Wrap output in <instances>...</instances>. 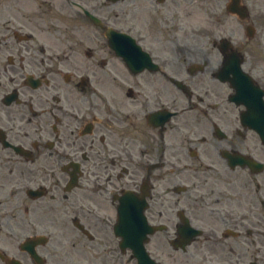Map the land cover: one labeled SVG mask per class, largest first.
Instances as JSON below:
<instances>
[{"label": "flooded vegetation", "instance_id": "af4514ba", "mask_svg": "<svg viewBox=\"0 0 264 264\" xmlns=\"http://www.w3.org/2000/svg\"><path fill=\"white\" fill-rule=\"evenodd\" d=\"M260 90L264 0H0V264H126L143 192L154 260L264 264Z\"/></svg>", "mask_w": 264, "mask_h": 264}, {"label": "water", "instance_id": "95a60500", "mask_svg": "<svg viewBox=\"0 0 264 264\" xmlns=\"http://www.w3.org/2000/svg\"><path fill=\"white\" fill-rule=\"evenodd\" d=\"M140 210V209H139ZM139 216H138V221H137V224H136V230L133 232L134 236L137 235L138 238H142L140 240H138V243H139V252L137 255V258H138V264H154V261L151 260L147 254L144 252V248H143V240L145 239V234L147 232V228L148 226L146 225V223L144 222V217L143 215L141 214V212L139 211ZM142 219H141V217ZM146 228V229H145ZM132 231L127 230V241H129V239L132 237V234H131Z\"/></svg>", "mask_w": 264, "mask_h": 264}, {"label": "rangeland", "instance_id": "374dc122", "mask_svg": "<svg viewBox=\"0 0 264 264\" xmlns=\"http://www.w3.org/2000/svg\"><path fill=\"white\" fill-rule=\"evenodd\" d=\"M129 262H130V264H134V261L129 260V257H128V264H129Z\"/></svg>", "mask_w": 264, "mask_h": 264}]
</instances>
